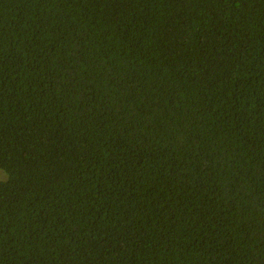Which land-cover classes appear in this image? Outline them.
I'll return each instance as SVG.
<instances>
[{"label":"trees","instance_id":"trees-1","mask_svg":"<svg viewBox=\"0 0 264 264\" xmlns=\"http://www.w3.org/2000/svg\"><path fill=\"white\" fill-rule=\"evenodd\" d=\"M0 264H264V0H0Z\"/></svg>","mask_w":264,"mask_h":264},{"label":"rangeland","instance_id":"rangeland-1","mask_svg":"<svg viewBox=\"0 0 264 264\" xmlns=\"http://www.w3.org/2000/svg\"><path fill=\"white\" fill-rule=\"evenodd\" d=\"M6 176V172L0 169V179H5Z\"/></svg>","mask_w":264,"mask_h":264}]
</instances>
